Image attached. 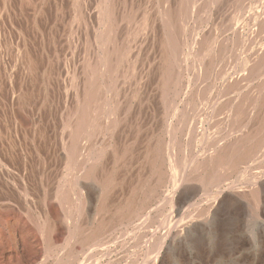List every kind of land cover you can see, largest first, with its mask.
<instances>
[{
  "label": "bare ground",
  "instance_id": "obj_1",
  "mask_svg": "<svg viewBox=\"0 0 264 264\" xmlns=\"http://www.w3.org/2000/svg\"><path fill=\"white\" fill-rule=\"evenodd\" d=\"M46 1L47 0H22L21 5L23 4L25 9L27 10L26 12H28V14H30L31 17L33 18V21H35L34 19L39 17L41 12L43 13V9H44L43 7L45 6L44 4ZM50 1H52V0H50ZM94 1H95V5H93L92 16H93L95 28H93V30H91L90 32H91V37H93L92 43H94V47H95L94 53L95 54H94L93 58H91V60H89L88 57H87V59H85L86 57L85 58L82 57L84 60L82 61V59H81L82 63L80 65L79 77L75 76V74H76L75 73L70 77V80L67 81L70 83L68 85L70 86V91H71V95H70L71 96V108H70L71 110H69V109L66 110L67 113H66V116H64L66 121L63 125L60 124L62 126V130H61L58 137L61 140V147H59V148H61V150L60 151L57 150L56 151L57 153L54 151L55 154H57V155L61 154L63 157H65L62 159L63 160L66 159V161H65L66 163H64V164L67 166V168H69L68 170L72 169L75 171H73L72 178L68 182L67 181L61 182L59 180V179H61L62 175L59 178L57 177L58 181H54V182H56V183H54V185H55L54 191H52V189H51V193L53 192V195H52V197L50 196V198H49L50 200L48 202L52 205L51 209L53 211L50 210L52 212V214L44 216V221H42L41 224L36 223V227H38L37 228L38 232H40V238H42V246L40 245V249L37 251V253L31 259H29V260L27 259V261H24L23 264H36V263H38L39 260L41 259V254H43L44 257H45V254L48 256L47 253L52 251L54 248H58V250L60 249L59 250L60 253L57 254V256L55 255L56 253H54L53 257L55 256L56 259H51V260H53L52 264H72V263L74 264L75 262H73V261L75 260L74 259L75 252L73 249H71L72 246L67 245L68 247L67 246L65 247V245L67 243V234L69 236L68 239L71 238V240H73V238L75 237L76 241L75 240H73V242L71 241L73 244H74V241L80 242L79 244L82 247L81 244L84 243L83 247H86L88 245L87 247L90 250V252L93 249L95 251L101 250V253L102 252L104 253L105 250L106 251L110 250V249H107L108 248V242H111L110 240H113V237L115 238V236H116L115 230L118 232L119 227L125 226V229L122 231L121 234H123L125 236L129 235V236L135 237L137 235V231H138L137 229H139L143 226V225H141L143 223L142 221L146 222V220H144L145 218L133 219L139 213L138 211L139 210L140 211L145 210L146 211L145 214L148 213V211L150 209V205H152L151 202L153 203V202H155V200H157V199H153V198H156L157 196H162L161 192L159 193V191H160V188L165 183H167V185L169 184V187H171V190L169 191V193L165 191L163 196H165V198L167 196H170L169 200L172 201L171 196L174 197L176 195V190H178V188L181 185L185 184L186 181H189L186 178L189 175V172H187L188 174L186 176V174H185L186 171L191 170L190 174H192L193 172L195 173V171H197V169L199 168L200 163L197 161L198 162V164H197V162H196V154L195 153L189 154L188 151H194L193 148L195 146H193V145H195V144H193V143H195V142H193V141L197 140L198 143H203L205 146L208 143V140L211 141L210 140L211 138L208 137L207 134H209V133L206 134L204 129H202L201 131L198 130V127L195 126L197 124L194 125L195 121L207 122V121L214 120L213 125L215 127L216 126L219 127V125L215 124V120H218V121L222 120L223 122L226 121L225 123L231 124L232 129H234L232 124L235 125V132H236V135L234 134V139H232V140L229 138L230 135H229V137H226V138L224 136V138L222 137V139H221L220 138L221 134H220V136L219 135L218 136L221 140L218 139L217 141L215 138L214 148L212 150H208V151H211L209 153V155L205 154L202 157L203 160H207V162H204V163L202 162L203 165L207 164L210 167V169H209L206 165L207 168H205L204 170H205V172H209V174H211V175H208V174H205L202 176L200 175L201 177L198 179L199 182H201V183L208 182L209 184H211V185L213 184L215 186L219 182L221 183L224 180H226L231 175L238 174L239 179L231 181L230 184L229 183L224 184L225 186L227 185L226 187L225 186L224 187L228 190L233 189L232 192L234 194H237V196H239L240 198L247 199L249 202L247 204H249L250 207H256L258 200L261 198V197H259V194H260L259 189L255 186L256 181L259 177L258 175H256L257 172L254 173V175H256L255 178L249 177L247 175V172H249L253 168L260 169L259 167H257L258 165L257 166H255V165L259 164L260 159L263 156L261 154V151H262L261 149L264 148L263 147V145H264V77H262L263 75H261L263 71L260 68H262L261 65L264 64V44L262 46H260L259 49H257L260 51V53L257 52L258 54L255 57V60H253L252 63L250 62L251 64L248 63L250 65L248 69L246 68L248 73H244L241 77H239V79L230 80L227 78V72L224 71L223 67L220 65L221 63H224V58H226V57H224V53H225L224 49L225 48H224L223 41L219 38V36L217 35L216 32L213 33L210 30L209 31L205 30L206 33L201 32V35H200L199 32L201 30H196L194 26L190 27V25L188 24V20L190 21V19H192V15L195 12V7L197 6V5L196 6L193 5V3H195V0H194V2H193V0H152L151 1V2H153L152 7H151V5L150 6L148 5L149 8L143 7V9L141 8L142 6L140 5L141 3L143 4L142 0H94ZM94 1H92V2H94ZM228 1H230V2L233 1L234 7L235 6L239 7L240 5H241L240 7H242L243 3L245 1H247L246 6L243 5V7L245 6L246 10L249 9L253 3L256 4V0H215V1L213 0V2L207 1L206 3H208V2L212 3V4L210 3V6H208L209 8H211V5L213 8H216L215 6L219 5V8H220L221 3L224 2V3L228 4L229 3ZM61 2H62V0H61ZM64 2H65V5L67 7V9H66L67 12L65 13L63 10V12L60 13L61 12L60 9L55 7L54 22H56V24H60V26H61L62 34H61V36L59 35L60 39H61L60 49L61 50L63 49V52L66 53L72 47L71 46V40H69V38L72 34V31L75 29H78L79 24L80 25L85 24L83 22V15L82 14L86 10H84L85 4L81 0H64ZM233 2H231V3H233ZM148 4H150V3H148ZM1 5L2 6L0 7V14L2 11H4V0H2ZM5 5H6V3H5ZM223 5H224V7H226L225 4H223ZM87 6H88V4H87ZM87 6H86V9H87ZM252 6L257 8L255 5H252ZM127 7H128V9H127ZM89 9H91V7ZM238 9H236L235 12ZM88 10H87V12H88ZM211 10H212V8H211ZM228 10H230V9H228ZM253 10H254V8H253ZM205 12H207V11H205ZM225 12H223V14ZM230 12H232V11L230 10ZM230 12L228 14L229 17L228 16H226V17H227V19H229L228 21L230 22L229 30L230 31L233 30V32H234L236 25L239 22L236 19L237 14L234 12L233 14L230 15ZM248 12H250L249 14L251 16L252 15L251 9ZM14 13H15V11H14ZM258 13H259V11H258ZM260 14H261V12H260ZM244 15H246V13ZM257 15H259V14H257ZM49 16H51V15H49ZM196 16H198V15H196ZM205 17H206V15H205ZM255 17H256V15H255ZM19 18H21V17H19ZM200 18H201V16H200ZM247 18H248V15H247ZM42 19H43V17H42ZM6 20H5V23H6ZM254 20H255V24L259 25L261 31L263 30V32H264V17L261 19L255 18ZM23 21H24V19H23ZM30 21H32V20H30ZM243 22H244V20H243ZM247 22H249V21H247ZM16 23H18V21ZM48 23H49V21H48ZM197 23H199V22H197ZM51 26H53V25H51ZM213 26H214L213 28H215L216 25H213ZM45 28H47V27H45ZM17 29H18V27H17ZM210 29H211V27H210ZM42 30H44V29L42 28ZM219 30H216V31H219ZM24 31H26V30L24 29ZM27 32H25V33L27 34ZM256 32L254 31L251 33L255 34ZM22 33L24 34V32H22ZM81 33H83V32H81ZM218 33H220V32H218ZM246 33H247V29H246ZM36 34L38 35V33H36ZM15 36L16 35H14V37ZM40 36L42 37V35H40ZM73 36H75V35H73ZM230 36H231V34H230ZM83 38H84V36H83ZM1 39H0V41H1ZM15 39H16V37H15ZM19 39L21 40V38H19ZM78 39L76 41H78ZM42 41H43V39H42ZM53 41H54V39H51L50 42H53ZM245 41L243 42L242 39L240 38V35H238L234 32L233 33V41L231 43V46H232L231 48H233V49H239L240 48L243 51V50H245L246 47L244 46L242 48L241 46L245 44ZM3 42H5V41H3ZM13 42H14V40H13ZM16 42L17 41H15L14 43H16ZM50 42H47V43H50ZM37 44L33 45V47L36 48ZM56 44H58V43H56ZM197 44L199 47L196 48L195 46H197ZM228 44H230V42ZM29 45L30 44L27 43V46H29ZM41 45H43V44H41ZM52 45H50V46L52 47ZM53 46L55 47V44ZM1 49L2 48H0V50ZM42 49H43V47H42ZM57 49H58V47H57ZM4 51L9 53L10 58L9 57L8 58H9V60L11 59V65H10L11 69L10 70H12L14 75L15 74L19 75L18 77L20 80H23L27 83L29 82L31 84V86L35 85L36 87H38L40 90H42L44 92V88H45L44 85H45L46 81L50 78V68H49L48 58L47 59L44 58L43 63H40V62H39L40 64L37 63L36 60L34 58H32V56H30L31 52H30V54L28 53L26 45H24V43H19V42L16 44V46L14 48H12L8 43H5L4 44ZM72 51L70 50V52H68L70 56H72V53H73ZM82 51H84V48ZM42 53L44 55L45 52H42ZM52 53H53V51H52ZM36 54H34V56ZM234 54L236 55L235 51H234ZM4 55H6V54H4ZM59 55L60 54H58V56ZM82 55H83V53H82ZM231 55H233V54L231 53ZM1 56H2V54H1ZM39 57H40V55H39ZM75 57H71V58L73 59ZM53 58H56V57L53 56ZM63 58H65V57H63ZM230 58H233V57H230ZM37 59H39V58H37ZM45 59H46V61H45ZM234 59H235V57H234ZM65 60H67V59L65 58ZM227 60H228V58H227ZM242 60H243V57H242ZM56 61H58V62H56ZM56 61H54V62L59 64L60 60L56 59ZM231 61H232V59H231ZM52 63H53V61H52ZM76 63L78 64L79 62H76ZM9 64H10V62H9ZM58 64H56V65H58ZM69 64H71V63H69ZM248 64L245 63L244 66L247 67ZM61 65L64 66V63ZM4 66H5V64H4ZM75 66L77 67L78 65H75ZM226 66L228 68L230 66V64H226ZM256 67H259V69L261 70V74L259 76L257 75L258 77H256V78H258V80L254 84L255 90H249L251 88V86H250L251 80L249 79V76H251L252 72L254 71V68H256ZM54 68H56V66ZM122 68H123V70H122L123 72H122V74H121L122 76L120 78L121 79L120 88L125 87L126 93H122L121 96L119 97V95L116 94L114 89H115V85H116L115 83L118 80V74L117 73ZM240 68H242V67H240ZM64 70L65 69H63V71ZM185 70L188 73H190V77L188 78V76H189V74H188V76H187L188 79H185L187 81L183 80V71H185ZM225 70H226V68H225ZM260 70H259V72H260ZM78 71H79V69H78ZM76 72H77V70H76ZM257 72L258 71L255 70V72H253V73H257ZM259 72H258V74H259ZM9 73H11V71ZM61 73H62V71H61ZM4 74H6V73H4ZM263 74H264V72H263ZM252 75H254V74H252ZM3 76L4 75H2V77ZM8 77L9 76L6 75V78H7L6 81L7 80L9 81ZM55 77H56L55 80H57V79L59 80V78L57 76H55ZM252 77L254 78V76H252ZM79 78H80V81L78 82L77 80H79ZM253 78H252V80H253ZM15 80H14V82H15ZM65 80H67V79H65ZM228 80H230V81H228ZM214 81L219 82V86H218L219 90L217 89V87H215L216 88L215 89V95L216 96L220 95V97H224V94L227 95V93H231L230 94L231 97L229 98V96H227L229 99H227L226 101L224 100L225 101L224 103H223V100H221V101L219 99L216 100V97L214 95V87H212V84H211ZM18 82H20V81H18ZM18 82H17V84H19ZM0 83H2V82H0ZM7 84H8V82H6V85ZM58 84H59V81H58ZM25 85H26V83H25ZM60 85H61V83H60ZM66 85H67V83H66ZM18 86H20V85H18ZM49 86H51V85H49ZM12 87H17V86H12ZM27 87H29V85ZM182 87H185L184 88L185 91L182 89ZM64 88L65 87H63V90H64ZM25 89H28V88H25ZM32 90L33 89H29L28 91L23 92L21 87H18V89L16 91H13L11 89V92L9 95H11V98L14 100L15 106H16L18 111L19 110L21 111V109L27 108L29 106L28 100L31 98H34ZM46 90H47V88H46ZM144 91H147V92L150 91L151 92V95H150V96H152L151 102L152 101L154 102L153 107L155 105H160V108L162 107L163 111L161 113L162 116L160 115L161 116V118H160L161 124L159 126V130L157 131L155 136L152 134L150 137H147V136H146L147 138L144 137V140L142 141V143H140L143 145L141 146L140 149H138V151L140 152L139 154H141V158L146 159V164H147V170L145 171L146 174H143V173H141L142 175L136 174V176L138 175L137 179L134 182H133V180H131V182H130V180L128 181V179L126 180L124 178L126 177V174L129 173L130 168L134 167V166H131V163H133V162H131L132 160L129 159L131 157L130 151H132L133 142L132 143H126V144L123 143V144L119 145L115 139V134L120 138V136L123 135V133L125 132L124 129L127 126V124L128 123L133 124L136 122V118H134V115H132V113L130 114V110L134 104L137 106L136 107L137 110H139V109L144 110L143 108L149 107L148 106L149 103H148L147 99L144 97V95L146 94ZM247 91H252V93L250 92L251 94L249 95V93ZM66 92H68V91L64 90V92L62 91V94L67 97ZM187 92L188 93L190 92L191 98H192L191 100H193L194 102L201 103L203 108H199V109L194 110L195 108H193L191 106V109L193 108L192 110L195 111V113L192 114L191 117L185 113L188 110H185V112H182L181 115L178 116L177 114L179 112L177 110L178 108L175 104L176 103L175 101L178 100L181 97V95H184V94L187 95ZM117 93H118V91H117ZM55 95H56V93H55ZM0 96H2V95L0 94ZM7 96H8V94H7ZM70 96H68V97H70ZM41 98H42V100H45V99H43L42 96H41ZM50 98H52V97H50ZM54 98H55V96H54ZM54 98H53V100H54ZM191 100H189V102H187V100H186V103H185L186 106L189 104L191 105V102H190ZM34 101H32V102H34ZM149 101H150V99H149ZM6 102H7V100H6ZM49 103H51V102H49ZM59 104H60V102H59ZM151 104H153V103H151ZM219 104H221V105H219ZM3 105H5V104H3ZM35 105L36 106L39 105L42 107L43 102L40 100H37ZM49 105H52V104H49ZM62 105H64V104H62ZM181 106H183V104ZM59 107H61V106H59ZM48 108H50V107H48ZM196 108H197V106H196ZM6 109H7V106H6ZM28 109L30 110V107ZM191 109H189V110H191ZM215 110H217V111H215ZM45 111H47V110H45ZM45 111H44V113H46ZM210 111L212 112V114L210 113ZM49 112H51V111H49ZM23 113H24V111H23ZM31 113H33V112H30L29 114H31ZM51 113H53V112H51ZM51 113H50V115H51ZM57 113H58V111H57ZM152 113H153V111H152ZM187 113H189V112H187ZM190 113H192V112H190ZM216 113H217L218 117L215 119L214 116ZM18 114H20V113H18ZM20 115L22 116V114H20ZM129 115H131V117H129ZM156 115L159 116V113L157 112ZM26 116H29V115H26ZM147 116H148V114H147ZM10 120H12V119H10ZM137 120H138V118H137ZM144 120L146 121V119H144ZM42 121H43V119H42ZM157 121H159V120H157ZM18 122H20V121L18 120ZM223 122H222V124H223ZM11 123L13 124V122H11ZM51 125H53V124H51ZM248 125H250V126H248ZM11 126H13V125H11ZM30 126H31V124H30ZM149 126H150V124H149ZM209 126H211V125H209ZM226 126H227V124H226ZM247 126L249 127L248 129H247ZM1 127H0V130H1ZM25 127H26V125H25ZM54 127L52 126L53 129H54ZM127 127L129 130L132 129L131 125H129ZM141 127H147V126H141ZM18 128H20V126L16 127V129H18ZM3 129H4V127H3ZM14 129H12V130L14 131ZM16 129H15V131H16ZM211 129H212V127H211ZM229 129L231 130V127ZM243 129H244V131H243ZM245 129H247V130H245ZM34 130L35 129H33V132H34ZM43 130H44V128H43ZM59 130H60V128H59ZM153 130L154 129H152V132H153ZM217 130H218V128H217ZM220 130H221V128L219 129V131ZM225 130H227V129H225ZM8 131L9 130L6 129L5 134H3L4 132H2V134L0 132V142L5 141L7 146L10 148V146H11L10 135L11 134L10 135L7 134L6 132H8ZM30 131L32 132V130H30ZM39 131H41V130H39ZM135 131H136V129L134 130V134L138 133L137 131L136 132ZM150 131H151V129H150ZM155 131H156V128H155ZM208 131H210V130H208ZM221 131H223V130H221ZM227 131H226V133H227ZM233 132L234 131L232 130L230 133H233ZM53 133H54V131H53ZM26 134H27V132H26ZM139 134L142 135L141 132ZM222 134H223V132H222ZM180 135L187 136L188 141H186L184 144L180 143L178 141V137ZM226 135H228V134H226ZM27 136H29V135H27ZM44 136L45 135H43V137ZM136 136L134 135V137H136ZM43 137H40V138H43ZM50 137H53V136H50ZM138 137H139V135H138ZM141 137H143V135ZM164 137H166L167 139L164 140L163 139ZM40 138H39V141H40ZM95 138H97V139L100 138L99 144H96V143L92 144L93 140ZM119 138L117 140H119ZM184 138H186V137H184ZM12 139H13V136H12ZM14 139L18 140L17 138H14ZM20 139L22 140V138H20ZM34 139L38 140V138H36V137ZM130 139L133 140V136L130 137ZM121 140H122V138H121ZM125 140H126V138H125ZM26 141H28V142H30V144H32L31 143L32 140L30 138L27 139ZM16 142H18V141H16ZM45 142H46V140H45ZM191 142L193 145L192 144L190 145ZM14 143H13V146H14ZM210 145H211V142L209 143L208 146H210ZM26 146L29 147L30 145L26 144ZM49 146H48V148H49ZM139 146H138V148H139ZM192 146H193V148H192ZM46 147L44 150H47ZM0 148H1V146H0ZM4 148L5 147L3 146L2 149H4ZM36 148H38V147H36ZM203 148H205V147H203ZM13 149H15V148H13ZM26 149H28V148H26ZM30 149H32V148L30 147ZM1 150H0V152H1ZM40 150H41V148H40ZM32 151H34V150H32ZM202 151L206 152L207 150H202ZM7 152H5V153H7ZM41 152H43V150ZM5 153H3V154H5ZM20 155H21V153H20ZM38 155H37L36 159H38ZM26 156H23V157H26ZM47 156H48V154H47ZM3 157H6V156L3 155ZM32 157H33V154H32ZM59 157L56 156L55 159L59 158ZM20 158H21V156L19 157V159ZM28 158H31V157L28 156ZM104 158L108 159L107 160L108 161V167L107 168L102 166V163H101V161H104L103 160ZM41 159H39V160H41ZM23 160H25V159H23ZM23 160L20 162H23ZM53 160H54V157H53ZM57 161H58V159H57ZM41 162H42V160H41ZM31 163L32 162H30V164ZM9 164H11V163H9ZM19 165H20V163H19ZM24 166H26V165H24ZM45 167H46V169H48L47 166H45ZM144 167L145 166L143 165L142 168H144ZM142 168L138 167L135 169H137V173H139L138 170H140ZM43 169H45V168H43ZM135 169H134V171H135ZM29 170H27V171H29ZM32 171H33V169H32ZM18 173L20 174V172H18ZM28 173H30V172H28ZM44 173H45V171H44ZM10 174H13V173H10ZM36 174H38V173L36 172ZM39 174H40V172H39ZM5 175L6 174H4V176ZM40 175H39V177H40ZM45 175H46V173H45ZM251 175L253 176V174H251ZM51 176H53V175H51ZM195 176L196 175H194V177ZM261 176H262V172H261ZM31 177H32V175H31ZM41 177H42V175H41ZM130 177H132V176H130ZM22 178L23 177H21V179ZM49 178H48V180H49ZM133 178H134V176H133ZM243 178H244V180H243ZM12 179H13V177H12ZM15 179L17 180L16 181L17 186H19V187L23 186L24 187V184L21 183L20 178L17 179V177H16ZM53 179H55V178H53ZM51 180H52V178H51ZM29 181L30 180H28V182ZM44 181H43V183H44ZM9 182L12 183V181H9ZM41 182H39V183H41ZM81 182L82 183L87 182L88 184L96 187L97 191L99 192L97 194L96 199L94 198L95 204H94V208L92 210V212H93L92 216H94V218H93L94 220H93L92 225L90 224L91 226H85L82 224L75 223L74 226L71 227L69 222H67V220H66L67 216L72 215L74 217L78 216L80 218L84 213V204H83L84 193L82 192V190L80 188ZM4 183H5V181H4ZM23 183H25V181ZM36 184H38V183H36ZM8 185H9V183H8ZM10 185L13 187L12 184H10ZM239 185H240V187H239ZM242 185L243 186L247 185V190H240V188H243V187H241ZM44 186L46 187V185H43V187ZM14 187H16V186H14ZM37 188H35V190ZM49 188H52V187H49ZM225 188H223V185L220 187L218 186L216 191L213 193V198L215 199V197L222 195L223 190H226ZM261 188H263V186ZM213 189H214V187H213ZM199 190H197V191H199ZM85 192H87V191H85ZM189 192H191V191H189ZM263 192H264V190H263ZM25 193L26 192L17 191V196H18V199L20 202L19 204L22 205V210H23V208H25V207H23V206H25V203H27L26 202L27 197H26ZM29 193H31V192H29ZM5 195H6V193H5ZM28 195H30V194H28ZM42 195H43V193H42ZM49 195H51V194H49ZM14 196H15V194H14ZM31 196H32V193H31ZM40 196H41V194H40ZM232 196H234V195H232ZM261 196H262V194H261ZM1 197H2V194H1L0 198ZM33 197H35V196H33ZM42 197H45V195L41 196V199H42ZM9 198H11V197H9ZM86 199H88V198H86ZM31 200H33V199H31ZM71 200H72V202H71ZM190 200H191V198H190ZM9 201H11V200H9ZM15 202H17V201H15ZM6 203H7V201H6ZM8 203H10V202H8ZM40 203L43 207L45 206V201L43 199L41 200ZM40 203H38V204H40ZM168 203L170 204L171 202H168ZM85 204H87V203H85ZM35 206H36V204H35ZM86 207H87V205H86ZM195 207H196V204H195ZM198 207L199 206H197V208ZM164 209H162V210H164ZM189 209H187V211L185 209L184 210H185V212H188ZM35 210L36 209H34V211ZM166 210H167V208H166ZM255 210H256V208L254 209V211ZM202 211H204V210H202ZM202 211H200V212H202ZM0 212H2L1 207H0ZM5 213H6V211H5ZM8 213L9 212H7V215H8ZM168 213H170V212H168ZM30 215L31 214H29V216ZM22 216H23V214H22ZM29 216H28V218H26L27 216L25 218L29 219ZM35 219L36 218H34V220ZM37 219H38V217H37ZM1 220H0V222H1ZM36 220H35V222H36ZM139 220H141V221H139ZM31 221H33V220H31ZM52 221H54L56 224L58 223L57 224L59 226L58 229H60V232H58V233H61V239H62L58 244L55 242L57 245L54 248H53L52 243L50 241V235H52V234H50V231H51V228L53 227L51 225ZM137 221H139V222L137 223ZM71 222H72V220H71ZM38 223H39V220H38ZM81 223H83V222H81ZM165 223H166V220L164 219L163 226L165 225ZM10 227H12L11 224H10ZM54 229H55V227H54ZM9 230L11 231V229H9ZM129 230H130V232H128ZM167 234L165 233L166 237H167ZM120 235H117V236L121 237ZM11 236H13V235L9 234L8 237L11 238ZM76 236L78 238H76ZM117 236H116V238H117ZM161 236H163V235L159 236L160 237V239L158 238L159 244H157L155 246L156 252L152 257V260H155L154 264H156L157 257L159 256V253L161 252L160 250L165 243V239H166L165 236H163L162 238H161ZM137 238L138 237H136L135 240ZM122 240H123V238H122ZM132 240H134V239L132 238ZM69 243L70 242L68 240V244ZM39 244H41V243L39 242ZM85 244H87V245L85 246ZM122 245H125V244H122ZM83 247H82V249H83ZM54 251H55V249H54ZM54 251H52V252H54ZM80 251L82 252V250H80ZM84 251H87V249ZM86 253H89V252L83 253L85 260L87 261L88 260L87 258H89L90 256H88L86 258V256H85ZM134 254H136V253H134ZM91 255H94V254H91ZM44 257H43L44 262H42L40 260L41 262H39V263L48 264L49 262L47 263L45 261ZM50 257H52V256H50ZM101 258H103V257H101ZM113 259H115V258H113ZM86 261H84V262H86ZM109 262H107V263H109ZM88 263H90V261ZM123 264H125V263H123Z\"/></svg>",
  "mask_w": 264,
  "mask_h": 264
},
{
  "label": "rangeland",
  "instance_id": "obj_2",
  "mask_svg": "<svg viewBox=\"0 0 264 264\" xmlns=\"http://www.w3.org/2000/svg\"><path fill=\"white\" fill-rule=\"evenodd\" d=\"M0 7L2 6V0H0ZM8 1V2H7ZM21 1L22 0H4V11L1 12L0 14V48H2L0 50V94L2 96H0V127H1V134L2 132H4L3 134H5V130L8 129L9 131L6 132L7 134H11L10 135V139H11V146L10 148L7 146V144L5 143V141L0 142V150L3 148V146L5 147L4 149L1 150L0 152V193L2 194V197L0 198V207H1V211L0 212V264H23L24 261H27V259H31L36 253L37 251L40 249V245L42 246V238H40V232H38V227H36V223L37 224H41L42 221H44V216L46 215H51L53 211L51 208V204L48 203L49 202V198L50 196L52 197L53 192L51 193V189L52 191H54V181H58V178L61 177V179H59L61 182L64 181H70L72 178V173L75 170H68L69 168H67V166L64 164L66 163V159H62L65 158L63 157L61 154L57 155L54 153V151L56 152L57 150L60 151L61 148V140L59 139V134L62 130V126L65 123V118L64 116H66V110H71V91H70V86L68 84H70L69 81L70 77L75 74V76L79 77V73H80V65H81V59L82 61L84 60L83 58L91 60V58H93L94 56V51H95V47H94V43L93 42V37H91V30H93V28H95V24H94V20H93V16H92V9H93V5H95V1L94 0H81L82 2H84V11L83 12V22L85 24H79V28L75 29L72 31V34L69 38V40H71V52L72 56L69 55L68 52H70V50L66 53L63 52V49L61 50L60 47V36L62 34L61 32V26L60 24H56V22H54V10L55 7L60 9V13L67 12V7L65 5L64 0H52V1H46L45 2V6L42 8L43 9V13L41 12L40 14V18L37 17L35 18L33 21V18L31 17L30 14H28V12H26L27 10L25 9V7L23 6V4L21 5ZM89 1V2H88ZM94 1V2H92ZM152 0H142V3L140 4L143 9L144 8H149V6L153 5V2H151ZM207 1H211L213 2V0H195V3H193L195 7V12L192 15V19H190V21L188 20V24L190 25V27H195L196 30H201L199 32V34L201 35V32H205V30L207 31H211V32H216L217 35L219 36V38L223 41L224 44V63H221L220 65L223 67L224 71L227 72V78L230 80L233 79H239V77H241L244 73H248L247 69L249 68V64L252 63L253 60H255V57L257 56V52L260 53L259 49L260 46H262L264 43V32L263 30L261 31L259 25L255 24V18L256 19H261L264 17V0H256V4L253 3L252 5H255L257 8H255L254 6H250L249 9H247L248 11H251V15L250 16V12H248L245 9V6L247 4V1H245L243 3V5H245L243 7H234V2L231 3L230 1H228L226 3H221L220 4V8L219 5L215 6L216 8H213L211 5V8H209L208 6H210L211 2L206 3ZM215 1V0H214ZM52 2V3H51ZM61 2V3H60ZM194 2V0H193ZM255 2V1H254ZM6 3V5H5ZM12 3V4H11ZM147 3V4H146ZM150 3V4H148ZM204 3V4H203ZM62 4V5H61ZM88 4V6H87ZM92 4V5H91ZM212 4V3H211ZM226 5V7H224V5ZM149 5V6H148ZM203 5V6H202ZM8 6V7H7ZM49 6V7H48ZM87 6V9H86ZM199 6V7H198ZM230 6V7H229ZM233 6V7H232ZM24 7V8H23ZM46 7V8H45ZM48 7V8H47ZM64 7V8H63ZM91 7V9L89 8ZM150 7V8H151ZM202 7V8H201ZM206 9H205V8ZM260 7V8H259ZM17 8V9H16ZM20 8V9H19ZM23 8V9H22ZM53 8V9H52ZM62 8V9H61ZM201 10H200V9ZM209 8V9H208ZM233 10H232V9ZM239 8V9H238ZM244 8V9H243ZM254 8V10H253ZM89 9V10H88ZM128 9V7H127ZM216 9V10H215ZM230 9L232 12H230ZM238 9L236 12L235 10ZM241 9V10H240ZM51 10V11H50ZM88 10V12H87ZM218 10V11H217ZM240 10V11H239ZM15 11V13H14ZM198 11V12H197ZM207 11V12H205ZM227 13H226V12ZM246 11V12H245ZM256 11V12H255ZM259 11V13H258ZM9 12V13H8ZM19 12V13H18ZM223 12H225L223 14ZM229 12L230 15L233 14L234 12L237 14V21L239 23H237L236 28H235V33L240 35V38L242 39V41L244 42L245 40V44L242 45L241 47L243 48L244 46L246 47L245 50L242 51V49H233L231 48V43L233 41V30H229V26H230V22L228 21L229 19H227L226 16L229 17ZM261 12V14H260ZM25 13V14H24ZM64 13V14H65ZM86 13V14H85ZM200 13V14H199ZM246 13V15H244ZM248 13V14H247ZM10 14V15H9ZM243 14V15H242ZM259 14V15H257ZM13 15V16H12ZM21 15V16H20ZM25 15V16H24ZM43 15V16H42ZM49 15H53L52 17ZM198 15V16H196ZM203 15V16H202ZM206 15V17H205ZM219 15V16H218ZM225 15V16H224ZM248 15V18H247ZM256 15V17H255ZM11 16V17H10ZM18 16V17H17ZM30 16V17H29ZM47 16V17H46ZM201 16V18H200ZM242 18H241V17ZM250 16V17H249ZM262 16V17H261ZM21 17V18H19ZM29 17V18H28ZM43 17V19H42ZM226 17V18H225ZM240 17V18H239ZM245 19H244V18ZM198 18V19H197ZM7 19V20H6ZM15 21H13V20ZM16 19V20H15ZM24 19V21H23ZM27 19V20H26ZM87 19V20H86ZM226 19V20H225ZM239 19V20H238ZM249 19V20H248ZM253 19V20H252ZM6 20V23H5ZM32 20V21H30ZM196 20V21H195ZM199 20V21H198ZM244 20V22H243ZM18 21V23H16ZM49 21V23H48ZM92 21V22H91ZM192 21V22H191ZM195 21V22H194ZM217 21V22H216ZM220 21V22H219ZM228 21V22H227ZM249 21V22H247ZM29 22V23H28ZM41 22V23H40ZM199 22V23H197ZM207 22V23H206ZM219 22V23H218ZM222 22V23H221ZM253 22V23H252ZM12 23V24H11ZM25 23V24H24ZM227 23V24H226ZM94 24V25H93ZM221 24V25H220ZM223 24V25H222ZM241 24V25H240ZM253 24V25H252ZM41 25V26H40ZM53 25V26H51ZM93 25V26H92ZM216 25L215 28H213ZM226 25V26H225ZM244 25V26H243ZM87 26V27H86ZM91 26V27H90ZM198 26V27H197ZM219 26V27H218ZM222 26V27H221ZM240 26V27H239ZM258 26V27H257ZM7 27V28H6ZM18 27V29H17ZM37 27V28H36ZM47 27V28H45ZM211 27V29H210ZM221 27V28H220ZM251 27V28H250ZM2 28V29H1ZM21 28V29H20ZM26 31H24V29ZM42 28L44 30H42ZM52 28V29H51ZM221 30H219V29ZM6 29V30H5ZM20 29V30H19ZM28 29V30H27ZM85 29V30H84ZM215 29V30H214ZM239 31H238V30ZM246 29H247V33H246ZM35 30V31H34ZM57 30V31H56ZM59 30V31H58ZM219 30V31H216ZM223 30V31H222ZM225 30V31H224ZM244 30V31H243ZM251 30V31H250ZM17 31V32H16ZM24 32V34L22 32ZM28 31V32H27ZM40 31V32H39ZM238 31V32H237ZM256 32L255 34L251 33V32ZM260 31V32H259ZM27 32V34L25 33ZM32 32V33H31ZM83 32V33H81ZM86 32V33H85ZM220 32V33H218ZM226 32V33H225ZM240 32V33H239ZM244 32V33H243ZM262 32V33H261ZM10 33V34H9ZM36 33H38V35H42V37L38 36ZM46 33V34H45ZM59 33V34H58ZM74 33V34H73ZM79 33V34H78ZM251 33V34H250ZM12 34V35H11ZM23 34V35H22ZM50 34V35H49ZM56 34V35H55ZM77 34V35H76ZM231 34V36H230ZM14 35H16V39L14 37ZM34 35V36H33ZM37 35V36H36ZM44 35V36H43ZM60 35V36H59ZM75 35V36H73ZM243 35V36H242ZM259 35V36H258ZM2 36V37H1ZM59 36V37H58ZM84 36V38H83ZM225 36V37H224ZM242 36V37H241ZM247 36V37H246ZM258 36V37H257ZM33 39H32V38ZM36 37V38H35ZM56 37V38H55ZM79 39H78V38ZM87 37V38H86ZM90 37V38H89ZM21 38V40L19 39ZM46 38V39H45ZM89 38V39H88ZM246 38V39H245ZM17 41L16 43L13 42ZM31 39V40H30ZM43 39V41H42ZM51 39H54L53 42H50ZM78 39V41H76ZM244 39V40H243ZM49 40V41H48ZM83 40V41H82ZM87 42H86V41ZM5 41V42H3ZM34 41V42H33ZM24 43V45H26V48L28 50V53L30 54V56H32V58H34L36 60L37 63H43L44 62V58H48L49 60V68H50V78L46 81L45 85H44V92L42 90H40L38 87H36L35 85H32L28 82H25L23 80L19 79V75L15 74L12 72L11 69V59L9 60L10 56L9 53L4 51V44L8 43L12 48H14L16 46L17 43ZM50 42V43H47ZM74 42V43H73ZM230 42V44H228ZM27 43L30 44L29 46H27ZM38 43V44H37ZM58 43V44H56ZM77 43V44H76ZM81 43V44H80ZM91 43V44H90ZM36 45V48L33 47V45ZM43 44V45H41ZM55 44V47L53 45ZM86 44V45H85ZM247 44V45H246ZM32 45V46H31ZM46 45V46H45ZM52 45V47L50 46ZM230 45V46H229ZM78 46V47H77ZM195 46V45H194ZM255 46V47H254ZM33 49H32V48ZM43 47V49H42ZM58 47V49H57ZM75 47V48H74ZM89 47V48H88ZM94 47V48H93ZM196 48L199 47L198 44L197 46H195ZM227 47V48H226ZM230 47V48H229ZM56 48V49H55ZM80 50H79V49ZM84 48V51H82ZM155 48V47H154ZM36 49V50H35ZM40 49V50H39ZM52 49V50H51ZM55 49V50H54ZM87 49V50H86ZM156 49V48H155ZM32 50V51H31ZM35 50V51H34ZM92 50V51H91ZM197 50V49H196ZM233 50V51H232ZM237 50V51H236ZM53 51V53H52ZM234 51L236 53V55L234 54ZM5 52V53H4ZM37 54H36V53ZM39 52V53H38ZM42 52H45L44 55ZM50 52V53H49ZM87 52V53H86ZM91 52V53H90ZM93 52V53H92ZM233 55H231V53ZM56 53V54H55ZM81 53V54H80ZM83 53V55H82ZM2 54V56H1ZM6 54V55H4ZM34 54H36L34 56ZM42 54V55H41ZM58 54H60L58 56ZM65 54V55H64ZM255 54V55H254ZM40 55V57H39ZM6 56V57H5ZM49 56V57H48ZM56 57V58H53ZM76 56V57H75ZM233 58H230V57ZM241 56V57H240ZM9 57V58H8ZM65 57L67 60H65ZM71 57H75V58H71ZM83 57V58H82ZM235 57V59H234ZM243 57V60H242ZM39 58V59H37ZM70 58V59H69ZM79 58V59H78ZM228 58V60H227ZM241 58V59H240ZM247 60H246V59ZM249 58V59H248ZM45 59V61H46ZM54 59V60H53ZM56 59H59V64L56 63L58 61H56ZM64 59V60H63ZM69 59V60H68ZM232 59V61H231ZM62 60V61H61ZM246 60V61H245ZM3 63H2V62ZM42 61V62H41ZM53 61V63H52ZM56 61V62H54ZM71 63V64H69ZM226 61V62H225ZM6 62V63H5ZM10 62V64H9ZM75 62V63H74ZM76 62H79L78 64ZM251 62V63H250ZM39 63V64H40ZM52 63V64H51ZM64 63V66L61 65ZM73 63V64H72ZM232 63V64H231ZM248 64L247 67L244 66V64ZM5 64V66H4ZM51 64V65H50ZM58 64V65H56ZM226 64H230V66L227 68ZM238 64V65H237ZM75 65H78L77 67ZM237 65V66H236ZM56 66V68H54ZM59 66V67H58ZM242 67V68H240ZM262 68H260L263 72H264V64L261 65ZM48 68V69H49ZM53 68V69H52ZM73 68V69H72ZM76 68V69H75ZM226 68V70H225ZM240 68V69H239ZM247 68V69H246ZM6 69V70H5ZM9 69V70H8ZM55 69V70H54ZM63 69H65L63 71ZM68 69V70H67ZM79 69V71H78ZM258 69V70H257ZM259 67L254 68V71H258L259 72ZM5 70V71H4ZM57 70V71H56ZM77 70V72H76ZM122 69H120L118 71V80L116 81V85H115V92L116 94L119 95V97L121 96L122 93H126V89L125 87H121L120 88V82H121V74H122ZM239 70V71H238ZM261 70L258 74L257 73H253L254 75L251 74V76H249V79L251 80L250 86L251 88L249 90H255V86L254 84L257 82L258 77L261 74ZM8 71V72H7ZM11 71V73H9ZM62 71V73H61ZM68 73H67V72ZM72 71V72H71ZM3 72V73H2ZM56 72V73H55ZM262 77H264V74ZM2 73V74H1ZM6 73V74H4ZM59 73V74H58ZM64 73V74H63ZM67 73V74H66ZM13 74V75H12ZM189 74V76H188ZM256 74V75H255ZM2 75H4L2 77ZM6 75H8V79L6 81ZM185 75V76H184ZM258 75V76H257ZM53 76V77H52ZM55 76H57L59 78V80H55ZM61 76V77H60ZM63 76V77H62ZM190 77V73H188L186 70L183 71V80L187 81L185 79ZM254 76V78L252 77ZM2 77V78H1ZM69 77V78H68ZM253 80H252V78ZM4 78V79H3ZM18 78V79H17ZM61 78V79H60ZM13 79V80H12ZM16 79V80H15ZM67 79V80H65ZM5 80V81H4ZM15 80V82H14ZM120 80V81H119ZM228 80V81H230ZM249 80V81H250ZM20 81V82H18ZM22 81V82H21ZM52 83H51V82ZM56 81V82H55ZM59 81V84H58ZM78 82L80 81L77 80ZM6 82H8V84L6 85ZM17 82L19 84H17ZM67 85H66V83ZM21 83V84H20ZM26 83V85H25ZM55 83V84H54ZM61 83V85H60ZM63 83V84H62ZM3 84V85H2ZM33 84V83H32ZM47 84V85H46ZM51 86H49V85ZM212 84V87H214V95H215V87H217V89L219 90V82L214 81ZM20 85V86H18ZM29 85V87H27ZM214 85V86H213ZM12 86H17V87H12ZM31 86V87H30ZM47 86V87H46ZM60 86V87H59ZM117 86V87H116ZM5 87V88H4ZM12 87V88H11ZM18 87H21L22 91H28L29 89H33V97L28 100L29 102V106L27 108L21 109V111L17 110L14 100L11 98L10 92L11 89L13 91H16L18 89ZM55 89H54V88ZM68 91L67 93V97L64 96L62 94L63 90ZM254 87V88H253ZM28 88V89H25ZM47 88V90H46ZM53 88V89H52ZM61 90H60V89ZM185 87H182V89L184 90ZM36 89V90H35ZM50 89V90H49ZM8 90V91H7ZM39 90V91H38ZM56 90V91H55ZM217 90V91H218ZM35 91V92H34ZM51 91V92H50ZM118 91V93H117ZM148 91V90H147ZM144 91L145 95L144 97L147 99L148 101V106L149 107H145L142 109L137 110V106L134 104L130 110V114L132 113V115H134V118H136V122L133 124H127V126L131 125L132 129H128V127L126 126L124 129V133L123 135L120 136V138L115 134V139L117 141V143L120 144H126V143H132L133 142V147H132V151H130V160H132L131 162V167L129 173L126 174V177L124 179H128V181L133 180V182L137 179L138 175H142L146 174V170H147V164H146V159H142L141 158V154H139L140 152L138 151V149L141 148V146L143 144L142 141L144 140V137H150L152 134L155 136V134L157 133V131L159 130V126L161 124V116H162V107L160 108V105H154V102H151L152 96L151 92H147ZM185 91V90H184ZM37 92V93H36ZM43 92V93H42ZM249 93V95L252 93V91H247ZM251 92V93H250ZM35 93V94H34ZM42 93V94H41ZM51 93V94H50ZM56 93V95H55ZM8 94V96H7ZM41 94V95H40ZM49 94V95H48ZM53 94V95H52ZM190 96H189V95ZM231 93H227L224 94V97H220L216 96V100L219 99L220 101L223 100V103L229 99L231 97L230 95ZM40 95V96H39ZM51 95V96H50ZM213 95V96H214ZM41 96L43 97L42 100ZM55 96V98H54ZM60 96V97H59ZM70 96V97H68ZM222 96V95H221ZM229 96V98L227 97ZM46 97V98H45ZM48 97V98H47ZM52 97V98H50ZM60 99H59V98ZM182 97V98H181ZM181 97L176 100L175 104L177 106V110H178V116L181 115L182 112L188 114L190 117L192 116V114L195 113L194 110L199 109V108H203L201 103L199 102H194L193 100H191V94L190 92H187V95H181ZM227 97V98H226ZM9 98V99H8ZM36 98V99H35ZM40 98V99H39ZM54 98V100H53ZM11 99V100H10ZM52 99V100H51ZM59 99V100H58ZM119 99V98H118ZM150 99V101H149ZM213 99V98H212ZM4 100V101H3ZM7 100V102H6ZM35 100V101H34ZM40 100L43 102L42 107L39 105H35L36 101ZM50 100V101H49ZM186 100L187 102H189V100H191V105H187L186 106ZM225 100V101H224ZM34 101V102H32ZM45 101V102H44ZM185 101V102H184ZM51 102V103H49ZM60 102V104H59ZM7 103V104H6ZM32 103V104H31ZM55 103V104H54ZM153 103V104H151ZM197 103V104H196ZM200 105H199V104ZM5 104L7 106L3 105ZM39 104V103H38ZM52 104V105H49ZM64 104V105H62ZM183 104V106H181ZM185 104V105H184ZM193 104V105H192ZM11 105V106H10ZM221 105V104H219ZM5 106V107H4ZM10 106V107H9ZM32 106V107H31ZM58 106V107H57ZM61 106V107H59ZM152 106V107H151ZM191 106L193 108H195L194 110L191 109ZM195 106V107H194ZM197 106V108H196ZM201 106V107H200ZM30 107V110L28 109ZM50 107V108H48ZM54 107V108H53ZM184 107V108H183ZM37 108V109H36ZM44 108V109H43ZM56 108V109H55ZM183 108V109H182ZM35 109V110H34ZM64 109V110H63ZM148 109V110H147ZM191 109V110H189ZM26 110V111H25ZM33 110V111H32ZM47 110V111H45ZM53 110V111H52ZM61 110V111H60ZM137 110V111H136ZM146 110V111H145ZM153 113H152V111ZM159 110V111H158ZM24 111V113H23ZM33 112L31 114H29L30 112ZM44 111L46 113H44ZM53 113H51V112ZM58 111V113H57ZM60 111V112H59ZM63 111V112H62ZM132 111V112H131ZM217 111V110H215ZM7 112V113H6ZM26 112V113H25ZM28 112V113H27ZM49 112V113H48ZM62 112V113H61ZM146 112V113H145ZM157 112L159 113V116L156 115ZM189 112V113H187ZM192 112V113H190ZM22 114V116L20 114ZM39 113V114H38ZM51 113V115H50ZM65 115H64V114ZM210 113L212 114V112L210 111ZM34 114V115H33ZM46 114V115H45ZM58 114V115H57ZM63 114V115H62ZM145 114V115H144ZM148 114V116H147ZM3 115V116H2ZM14 115V116H13ZM29 115V116H26ZM32 115V116H31ZM63 117H62V116ZM217 113L215 114L214 118L216 119L218 117ZM25 116V117H24ZM53 116V117H52ZM14 117V118H13ZM21 117V118H20ZM27 117V118H26ZM31 117V118H30ZM34 117V118H33ZM50 117V118H49ZM129 117H131V115H129ZM153 117V118H152ZM158 117V118H157ZM16 118V119H15ZM23 118V119H22ZM43 121H42V119ZM64 118V119H63ZM138 118V120H137ZM148 118V119H147ZM5 119V120H4ZM12 119V120H10ZM35 119V120H34ZM46 121H45V120ZM143 121H142V120ZM146 119V121L144 120ZM18 120L20 122H18ZM25 120V121H24ZM41 122H40V121ZM150 120V121H149ZM156 120V121H155ZM159 120V121H157ZM3 121V122H2ZM32 121V122H31ZM213 121H207V122H199V121H195L194 125L196 127H198V130L201 131L202 129H204L205 133H209L207 134L209 138H211L208 143L204 146L203 143H198V141H193L195 143V145L192 144V142L190 143V145L192 144L193 146H195L193 148L194 151H188L189 154H196V162L198 161L199 164V168L197 169V171H195V173L193 172L191 173V170L186 171V176H187V172H189V175L186 177L187 180L185 184L181 185L178 190H176V195L174 197L171 196V200L170 201L169 197L167 196L165 198L164 193L165 191L169 193V191L171 190V187H169V184L167 185V183H165L161 188L159 193L161 192L162 196H157L156 198L153 199H157L155 200V202H151L152 205H150V209L148 211L147 214L146 211H138L139 213L133 218V219H142L145 218L144 220H146V222L142 221L143 223L141 225H143L141 228L137 229V235L135 237L133 236H129V235H123L121 234L122 231L125 229V226L119 227L118 228V232L115 230L116 236L120 235L121 237L115 238L113 237V240H110L111 242H108V248L110 249L109 251L105 250L104 253H101V250H90L88 249V245L85 244L86 247H83L82 243V247L80 246V242H75V237L73 238L74 244L72 243L73 240H71V238L68 239V234H67V243L65 245V247L68 246H72L71 249L74 250L75 252V257H74V264H78L79 262L81 264H154L155 260H152L153 255L155 254L156 250H155V246L157 244H159V239H160V235L165 236V243L163 245V247L161 248V252L159 253V256L157 257L156 260V264H264V148H262L261 150V154L263 155L260 159V163L256 164L255 166L259 167L260 169L257 168H253L251 169L249 172H247V175L251 178H255L256 175H258V179L256 181V187L259 189V197H261L258 202H257V206L256 207H250L248 200L244 199V198H240L239 196H237V194H234L232 192L233 189L228 190L226 189L224 184L227 183H231V181L239 179L238 174H233L230 177H228L226 180H224L223 182H219L218 184H216L215 186L212 184H209L208 182H199V178L202 175L209 174V172H205V168H209V165L204 164V162H207V160H203V156L205 154L209 155V153L211 151L208 150H212L214 148V141L216 138V141L219 139L221 140L222 137L225 138L229 137L230 135V139H234V134L236 135L235 132V125L232 126L229 123H225L226 121H222V120H215V124L219 125L216 126L217 128L213 125ZM13 122V124L11 123ZM18 122V123H17ZM37 124H35V123ZM50 122V123H49ZM62 122V123H61ZM157 122V123H156ZM211 122V123H210ZM223 122V124H222ZM20 123V124H19ZM43 123V124H42ZM47 123V124H46ZM204 123V124H203ZM13 126H11V125ZM15 124V125H14ZM31 124V126H30ZM46 124V125H45ZM50 124V125H49ZM53 124V125H51ZM59 124V125H58ZM61 124V125H60ZM139 124V125H138ZM142 124V125H141ZM150 124V126H149ZM152 124V125H151ZM156 124V125H155ZM227 124V126H226ZM230 126H229V125ZM4 125V126H3ZM18 125V126H17ZM23 125V126H22ZM26 125V127H25ZM37 127H36V126ZM44 125V126H43ZM199 125V126H198ZM201 125V126H200ZM211 125V126H209ZM18 129H16V127H19ZM52 126L54 127V129L52 128ZM60 126V127H59ZM138 126V127H137ZM141 126H147V127H141ZM203 126V127H202ZM207 126V127H206ZM250 126V125H248ZM247 126V129L249 128ZM4 127V129H3ZM10 129H9V128ZM13 127V128H12ZM47 127V128H46ZM58 127V128H57ZM152 127V128H151ZM154 127V128H153ZM201 129H200V128ZM207 129H206V128ZM212 127V129H211ZM231 127V130L229 129ZM16 131H15V129ZM44 128V130H43ZM60 128V130H59ZM142 128V129H141ZM156 128V131H155ZM209 128V129H208ZM221 128V130L223 131H219V129ZM14 129V131L12 130ZM33 129L34 132H33ZM48 129V130H47ZM53 129V130H52ZM136 129V131L138 133L134 134V130ZM151 129V131H150ZM152 129L153 132H152ZM225 129H229L228 131ZM245 129V130H247ZM25 130V131H24ZM32 130V132L30 131ZM41 130V131H39ZM132 130V131H131ZM140 130V131H139ZM210 130V131H208ZM213 130V131H212ZM234 131L233 133H230L231 131ZM29 131V132H28ZM54 131V133H53ZM56 131V132H55ZM135 131V132H136ZM198 131V132H199ZM216 131V132H215ZM219 131V132H218ZM225 131V132H224ZM227 131V133H226ZM244 131V129H243ZM27 132V134H26ZM32 134H31V133ZM142 133L143 137H141L142 135L139 133ZM152 132V133H151ZM155 132V133H154ZM223 132V134H222ZM40 133V134H39ZM43 133V134H42ZM58 133V134H57ZM126 133V134H125ZM212 133V134H211ZM215 133V134H214ZM217 133V134H216ZM228 135H226V134ZM38 134V135H37ZM52 134V135H51ZM128 134V135H127ZM221 134V136H220ZM233 134V135H232ZM16 135V136H15ZM29 135V136H27ZM33 137H31V136ZM42 135V136H41ZM43 135H45L43 137ZM127 135V136H126ZM131 135V136H130ZM134 135L136 137H134ZM139 135V137H138ZM212 135V136H211ZM220 138H219V136ZM232 135V136H231ZM13 136V139H12ZM38 136V137H37ZM53 136V137H50ZM126 136V137H125ZM133 136V140L130 139V137ZM38 138L34 139V138ZM43 137V138H40ZM48 137V138H47ZM142 139H141V138ZM146 137V138H147ZM186 137V138H184ZM17 138L18 140L14 139ZM22 138V140L20 139ZM26 138V139H25ZM31 139V143L26 141L27 139ZM40 138V141H39ZM119 138V140H117ZM122 138V140H121ZM124 138V139H123ZM126 138V140H125ZM34 139V140H33ZM50 139V140H49ZM164 140H166L167 138L164 137ZM180 139V140H179ZM25 140V141H24ZM42 140V141H41ZM46 140V142H45ZM121 140V141H120ZM135 140V141H134ZM140 140V141H139ZM15 143H14V142ZM18 141V142H16ZM54 141V142H53ZM98 141V142H97ZM100 138H95L93 140L92 144H99ZM139 141V142H138ZM178 141L182 144H184L186 141H188V137L187 136H182L180 135L178 137ZM34 142V143H33ZM37 142V143H36ZM50 142V143H49ZM136 144H135V143ZM211 142V145H209V143ZM14 143V146H13ZM39 143V144H38ZM198 143V144H197ZM26 144L30 145L29 147L26 146ZM43 144V145H42ZM47 144V145H46ZM59 144V145H58ZM140 146H139V145ZM201 144V145H200ZM43 147H42V146ZM47 147H46V146ZM50 145V146H49ZM54 145V146H53ZM135 145V146H134ZM213 145V146H212ZM7 146V147H6ZM18 146V147H17ZM49 146V148H48ZM139 146V148H138ZM212 146V147H211ZM17 147V148H16ZM30 147L32 149H30ZM35 147V148H34ZM38 147V148H36ZM46 147L47 150H44ZM58 147V148H57ZM137 147V148H136ZM205 147V148H203ZM264 147V145H263ZM15 148V149H13ZM28 148V149H26ZM41 148V150H40ZM53 148V149H52ZM57 148V149H56ZM30 149V150H29ZM52 149V150H51ZM136 149V150H135ZM8 152H7V151ZM10 150V151H9ZM15 152H14V151ZM19 152H18V151ZM34 150V151H32ZM43 150V152H41ZM202 150H207L206 152L202 151ZM13 151V152H12ZM17 151V152H16ZM23 151V152H22ZM137 151V152H136ZM7 152V153H5ZM28 152V153H27ZM47 152V153H46ZM133 152V153H132ZM136 152V153H135ZM192 152V153H191ZM5 153V154H3ZM21 153V155H20ZM27 153V154H26ZM57 153V152H56ZM24 154V155H23ZM33 154V157H32ZM39 154V155H38ZM42 154V155H41ZM48 154V156H47ZM3 155H5L6 157H3ZM17 155V156H16ZM27 155V156H26ZM38 155V159H36ZM50 155V156H49ZM139 155V156H138ZM21 156V158L19 159V157ZM26 156V157H23ZM31 157V158H28ZM59 157L56 158L55 157ZM62 156V157H61ZM3 157V158H2ZM10 157V158H9ZM18 157V158H17ZM43 157V158H42ZM48 157V158H47ZM54 157V160H53ZM12 158V159H11ZM42 158V159H41ZM46 158V159H45ZM135 158V159H134ZM14 159V160H13ZM23 162H20L22 161ZM36 159V160H35ZM41 159V160H39ZM52 159V160H51ZM58 159V161H57ZM2 160V161H1ZM8 162H7V161ZM50 160V161H49ZM61 160V161H60ZM104 161H101L102 166H104L105 168L108 167V159L104 158ZM135 160V161H134ZM25 161V162H24ZM28 161V162H27ZM44 161V162H43ZM57 161V162H56ZM106 161V162H105ZM30 162H32L30 164ZM41 162V163H40ZM197 162V164H198ZM203 162V163H202ZM11 163V164H9ZM17 163V164H16ZM20 163V165H19ZM25 163V164H24ZM28 163V164H27ZM38 163V164H37ZM52 163V164H51ZM139 163V164H138ZM9 164V165H8ZM26 166H24V165ZM44 164V165H43ZM46 164V165H45ZM50 164V165H49ZM60 164V165H59ZM62 164V165H61ZM106 164V165H105ZM134 164V165H133ZM142 164V165H141ZM3 165V166H2ZM41 165V166H40ZM56 165V166H55ZM60 167H59V166ZM64 165V166H63ZM143 165L145 166L144 168ZM207 165V167H206ZM262 165V166H261ZM15 166V167H14ZM22 166V167H21ZM24 166V167H23ZM48 169H46V167ZM50 166V167H49ZM5 167V168H4ZM116 167V166H115ZM142 168L139 171V173H137V169L135 168ZM244 167V166H243ZM41 168V169H40ZM45 168V169H43ZM54 168V169H53ZM62 168V169H61ZM66 168V169H65ZM203 168V169H202ZM30 169V170H29ZM33 169V171H32ZM135 169V171H134ZM144 169V170H143ZM262 169V170H261ZM17 170V171H16ZM29 170V171H27ZM35 170V171H34ZM39 170V171H38ZM48 170V171H47ZM63 170V171H62ZM142 170V171H141ZM254 170V171H253ZM16 171V172H15ZM46 175H45V173ZM56 171V172H55ZM62 171V172H61ZM253 171V172H252ZM20 172V174L18 173ZM23 172V173H22ZM30 172V173H28ZM32 172V173H31ZM35 172V173H34ZM36 172L38 174H36ZM42 177H41V175ZM42 172V173H41ZM48 172V173H47ZM53 172V173H52ZM257 172L256 175H254V173ZM260 172V173H259ZM261 172H262V176H261ZM13 173V174H10ZM57 173V174H56ZM198 173V174H197ZM4 174H6L4 176ZM24 174V175H23ZM26 174V175H25ZM29 174V175H28ZM53 176H51V175ZM136 174H138L136 176ZM253 174V176L251 175ZM19 175V176H18ZM28 175V176H27ZM32 175V177H31ZM40 175V177H39ZM57 175V176H56ZM60 175V176H59ZM129 175V176H128ZM194 175H196L194 177ZM201 175V176H200ZM17 179L21 177H23L21 179V183L24 184L23 186H17L16 185V177ZM50 178H49V177ZM66 176V177H65ZM132 176V177H130ZM134 176V178H133ZM5 177V178H4ZM7 177V178H6ZM9 177V178H8ZM11 177V178H10ZM13 177V179H12ZM26 177V178H25ZM29 177V178H28ZM39 179H38V178ZM58 177V178H57ZM130 177V178H129ZM31 178V179H30ZM49 178V180H48ZM52 178V180H51ZM55 178V179H53ZM194 178V179H193ZM196 178V179H195ZM9 179V180H8ZM26 179V180H25ZM34 181H33V180ZM38 179V180H37ZM63 179V180H62ZM193 179V180H192ZM5 183H4V181ZM28 180H30L28 182ZM45 180V181H44ZM197 182H196V181ZM244 180V178H243ZM3 181V182H2ZM7 181V182H6ZM9 181H12L9 182ZM25 181V183L23 182ZM42 181V182H41ZM44 181V183H43ZM32 182V183H31ZM41 182V183H39ZM47 182V183H46ZM9 183V185H8ZM14 183V184H13ZM29 183V184H28ZM31 183V184H30ZM38 183V184H36ZM84 183V184H83ZM81 182L80 188L82 190V192L84 193V213L83 215L79 218L78 216H67L66 220L67 222H69V224L72 226H74L75 223L77 224H82L85 226H91L93 223V218L94 216H92L93 212V208H94V204H95V199L97 197V194L99 193L97 191V188L88 184L87 182ZM207 183V184H206ZM3 184V185H2ZM5 184V185H4ZM12 184L13 187L10 185ZM27 184V185H26ZM88 184V185H87ZM8 185V186H7ZM35 185V186H34ZM41 185V186H40ZM43 185H46V187ZM84 185V186H83ZM222 186L223 188H225L226 190H223L222 195L215 197V199L213 198V193L216 191V189L218 188V186ZM13 188H11V187ZM16 186V187H14ZM34 186V187H33ZM48 186V187H47ZM92 186V187H91ZM225 186V187H224ZM263 186V188H261ZM38 187V188H37ZM52 187V188H49ZM83 187V188H82ZM165 187V188H164ZM169 189H168V188ZM200 187V188H199ZM214 187V189H213ZM240 187V185H239ZM243 188H240V190H247V185L245 186H241ZM11 188V189H10ZM35 188H37L35 190ZM45 190H44V189ZM189 188V189H188ZM25 189V190H24ZM29 189V190H28ZM32 189V190H31ZM42 189V190H41ZM166 189V190H165ZM168 189V190H167ZM200 189V190H199ZM23 190V191H22ZM40 190V191H39ZM47 190V191H46ZM199 190V191H197ZM16 193H15V192ZM17 191L19 192H26V197H27V203H25V208H23L22 210V205L19 204V199L17 196ZM33 191V192H32ZM44 191V192H43ZM46 191V192H45ZM87 191V192H85ZM178 191V192H177ZM191 191V192H189ZM8 192V193H7ZM10 192V193H9ZM31 192L32 196H31ZM38 192V193H37ZM43 195H45V197H42V199L45 201V206L43 207L41 205V196L42 193ZM196 192V193H195ZM198 192V193H197ZM225 192V193H224ZM231 192V193H230ZM263 192V193H262ZM6 193V195H5ZM47 195H46V194ZM0 194V196H1ZM11 194V195H10ZM15 194V196H14ZM30 194V195H28ZM41 194V196H40ZM51 194V195H49ZM262 194V196H261ZM13 195V196H12ZM234 195V196H232ZM35 196V197H33ZM94 196V197H93ZM180 196V197H179ZM192 196V197H191ZM11 197V198H9ZM15 197V198H14ZM17 197V198H16ZM29 197V198H28ZM37 197V198H36ZM33 200H31V199ZM36 198V199H35ZM45 198V199H44ZM88 198V199H86ZM95 198V199H94ZM159 198V199H158ZM184 198V199H183ZM191 198V200H190ZM199 198V199H198ZM4 199V200H3ZM15 199V200H14ZM30 199V200H29ZM41 199V200H40ZM152 199V200H153ZM7 203L10 202V203ZM11 200V201H9ZM39 202H38V201ZM90 200V201H89ZM93 200V201H92ZM169 200V201H168ZM214 200V201H213ZM229 200V201H228ZM5 201V202H4ZM14 201V202H13ZM17 201V202H15ZM47 201V202H46ZM165 201V202H164ZM171 202L170 204L168 202ZM246 201V202H245ZM37 202V203H36ZM72 202V200H71ZM163 202V203H162ZM178 202V203H177ZM40 203V204H38ZM87 203V204H85ZM162 203V204H161ZM196 207H195V204ZM16 204V205H15ZM29 204V205H28ZM36 204V206H35ZM70 204V203H69ZM89 204V205H88ZM172 204V205H171ZM180 204V205H179ZM191 204V205H190ZM199 204V205H198ZM10 205V206H9ZM14 205V206H13ZM48 205V206H47ZM87 205V207H86ZM161 205V206H160ZM166 205V206H165ZM169 205V206H168ZM187 205V206H186ZM193 205V206H192ZM21 206V207H20ZM71 206V205H70ZM197 206H199L197 208ZM20 207V208H19ZM36 207V208H35ZM92 207V208H91ZM172 209H171V208ZM193 207V208H192ZM18 208V209H17ZM152 208V209H151ZM156 208V209H155ZM164 210H162V209ZM167 208V210H166ZM190 208V209H189ZM202 208V209H201ZM256 208V210L254 211V209ZM31 209V210H30ZM34 209H36L34 211ZM39 209V210H38ZM187 211V209H189L188 212H185V210ZM25 210V211H24ZM27 210V211H26ZM51 210V211H50ZM166 210V211H165ZM172 210V211H171ZM204 210V211H202ZM6 211V213H5ZM29 211V212H28ZM31 211V212H30ZM202 211V212H200ZM7 212L8 215H7ZM33 212V213H32ZM90 212V213H89ZM143 212V213H142ZM170 212V213H168ZM198 212V213H197ZM45 213V214H44ZM252 215H251V214ZM23 214V216H22ZM28 214V215H27ZM29 214H31L29 216ZM33 214V215H32ZM44 214V215H43ZM169 214V215H168ZM85 215V216H84ZM91 215V216H90ZM150 215V216H149ZM194 217H193V216ZM198 215V216H197ZM27 216V217H26ZM29 219H26L28 218ZM143 216V217H142ZM23 217V218H22ZM26 217V218H25ZM31 217V218H30ZM38 217V219H37ZM43 217V218H42ZM69 217V218H68ZM92 217V218H91ZM149 217V218H148ZM34 218H36V222L34 220ZM200 218V219H199ZM257 218V219H256ZM22 219V220H21ZM164 219L166 220L165 223V227L163 226V221ZM190 219V220H189ZM15 220V221H14ZM33 220V221H31ZM39 220V223H38ZM72 220V222H71ZM76 221V222H75ZM141 221V220H139ZM137 221V223L139 222ZM34 222V223H33ZM83 222V223H81ZM4 223V224H3ZM8 223V224H7ZM21 223V224H20ZM33 223V224H32ZM10 224L12 227H10ZM32 224V225H31ZM35 224V225H34ZM58 224V223H57ZM54 221L51 222V225L53 226L51 228L50 231V241L52 243L53 248L62 240L61 239V233L59 226L57 225ZM91 224V225H90ZM9 225V226H8ZM30 225V226H29ZM10 227V228H9ZM55 227V229H54ZM7 228V229H6ZM122 228V229H121ZM129 228V227H128ZM11 229V231L9 230ZM120 229V230H119ZM6 230V231H5ZM9 230V231H8ZM144 231V232H143ZM120 232V233H119ZM130 232V230L128 231ZM139 232V233H138ZM169 232V233H168ZM8 233V234H7ZM165 233L167 234V237L165 235ZM9 234L13 235L11 236V238H9ZM58 234V235H57ZM142 234V235H141ZM38 235V236H37ZM71 235V234H70ZM32 236V237H31ZM57 236V237H56ZM161 236V238L163 237ZM71 237V236H70ZM138 237L136 240L135 238ZM7 238V239H6ZM38 238V239H37ZM59 238V239H58ZM76 238H78L76 236ZM123 238V240H122ZM128 238V239H127ZM132 238L134 240H132ZM159 238V239H158ZM41 239V240H40ZM52 239V240H51ZM68 240H69V244H68ZM158 240V241H157ZM72 241V242H71ZM139 241V242H138ZM39 242L41 244H39ZM57 244H56V243ZM117 242V243H116ZM141 242V243H140ZM54 244V245H53ZM118 244V245H117ZM125 244V245H122ZM137 244V245H136ZM67 246V247H68ZM124 246V247H123ZM113 247V248H112ZM120 247V248H119ZM87 251H84L86 250ZM55 249V251H54ZM52 251H50L48 254V256L45 254V257L43 254H41V261L44 262L43 257L45 258V261L48 264H52L51 259H56L55 256L53 257L54 253H56L55 255L57 256V254L60 253V249L58 250V248H54ZM118 249V250H117ZM129 249V250H128ZM82 250V252L80 251ZM122 250V251H121ZM124 250V251H123ZM163 250V251H162ZM59 251V252H58ZM52 252V253H51ZM58 252V253H57ZM85 252H89L86 253V258L88 256H90L89 258H87L88 260H85L84 254ZM116 254H115V253ZM113 253V254H112ZM136 253V254H134ZM51 254V255H50ZM94 254V255H91ZM102 254V255H101ZM172 254V255H171ZM234 254V255H233ZM43 255V256H42ZM101 255V256H100ZM104 255V256H103ZM126 255V256H125ZM130 255V256H129ZM132 255V256H131ZM27 256V257H26ZM52 256V257H50ZM129 256V257H128ZM175 256V257H174ZM47 257V258H46ZM84 257V258H83ZM94 257V258H93ZM103 257V258H101ZM49 258V259H48ZM93 258V259H92ZM100 258V259H99ZM115 258V259H113ZM122 258V259H121ZM92 261H91V260ZM99 259V260H98ZM128 259V260H127ZM39 260V262H41ZM81 260V261H80ZM86 262H84V261ZM114 260V261H113ZM90 261V263H88ZM110 261V262H109ZM38 262V263H39ZM84 262V263H83ZM109 262V263H107ZM36 263V264H38ZM79 263V264H80ZM42 264V263H39ZM73 264V263H72Z\"/></svg>",
  "mask_w": 264,
  "mask_h": 264
}]
</instances>
